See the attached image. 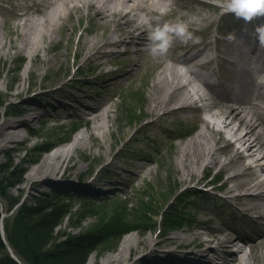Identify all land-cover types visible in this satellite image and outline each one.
<instances>
[{
    "label": "bare ground",
    "instance_id": "obj_1",
    "mask_svg": "<svg viewBox=\"0 0 264 264\" xmlns=\"http://www.w3.org/2000/svg\"><path fill=\"white\" fill-rule=\"evenodd\" d=\"M198 1L201 9L192 12V7L181 3V0H34L31 6L15 5V11L9 20L19 22L14 27L17 38L9 36V40V31H5L7 25L0 21V60L9 57L12 50H15L25 56L28 62L24 72L31 71L33 76L36 75V70L33 69L36 65L49 67L63 58L66 62L68 47L64 51L57 50L52 56L45 57L42 56V50H46L47 55L54 52L52 43L55 34L65 28V20L74 16L80 18L83 14L92 15V23L96 28H101L102 32L94 33L91 38L83 34L80 36L79 49L73 64L69 63L71 66L81 65V68L87 63L91 68L105 69L111 64L108 60L120 47H125L128 55H136V59L149 56L150 60L160 64L161 71L153 80L149 94L151 113L154 114L163 108H166L163 112L165 116L196 111L201 120V126L180 144L177 151L181 181L193 180L202 167H219L224 172L233 171L227 179V198L245 208V213L251 215L252 225L259 226L256 234L245 236L240 229L226 223L224 218L220 219L221 224L208 225L219 220L216 217L205 221L195 219L192 221L193 228L167 239L163 238L162 234L156 238L151 234L144 235L139 232L127 234L115 252L104 257L99 263L89 260L88 264H122L133 257L135 262L130 264H138L149 254L160 260L174 258L175 261H182L180 257L188 259L190 252L179 255L174 252L188 247H194L198 252L196 255L203 261L191 262L192 264H214V260L222 264H264V162H261L264 160V38L261 37L260 31L264 29V15L254 16L247 29L242 28L238 36L225 41L217 36L221 26L218 20L219 17L232 16L234 13L223 12L218 4L210 1ZM30 14L40 15L41 18L39 24L43 29L39 32L38 40L27 31L31 23ZM177 21L187 22L190 30L200 37L199 40L184 42L176 38L167 53H151L148 48V32L156 25ZM112 25L114 30L109 34ZM70 26L73 28L69 37L71 43L75 29L73 23ZM214 45H217V48L212 50ZM193 50L196 53L190 55ZM215 51L219 52V55ZM178 52L180 54H176ZM216 59L220 67L226 68V74L231 75V79L225 86L228 94L213 99L209 92L203 89L202 84L207 83L198 69L208 68ZM23 77L24 74H21L22 79ZM110 84L111 82L107 83L105 88ZM70 85V82H66L58 91L62 92L65 86ZM44 89L43 85L36 86L34 83L24 89L20 83L9 95L13 98L28 94L33 98L28 101V105L21 106V111L11 113L14 105L10 103L7 106L4 116L9 113L8 116L12 117L23 114L28 116L18 122L7 119L0 125L1 147L15 142V137L27 140L22 134V129L41 119L38 111L44 106L45 99H54V94ZM114 96V93H111L96 105L84 103L87 106L85 116L89 122V133L79 130L69 143L52 149L30 168L25 181L43 178L41 183L48 180L54 182L60 179L57 174L62 169L71 171L78 166L73 161V154L79 147L86 145V138L98 133L106 137L110 133L113 108L116 105ZM175 99L179 103L177 107L172 108L170 105ZM224 101L225 103H222ZM38 102L41 104H37ZM69 104L60 103L64 108ZM152 123L151 120L148 125ZM193 128L180 135L185 136ZM222 142L226 145H221ZM131 165L134 163L129 164ZM79 169L82 167L78 166L77 170ZM151 172L149 160L141 165L133 176L144 179ZM61 178L64 179V175ZM249 178L252 180L249 181ZM239 190L244 192L234 193ZM178 202L183 201L181 199ZM196 228L203 229L195 231ZM131 229L132 227H128L126 230ZM238 241L243 243L239 245ZM169 245H174V248L166 249Z\"/></svg>",
    "mask_w": 264,
    "mask_h": 264
},
{
    "label": "rangeland",
    "instance_id": "obj_2",
    "mask_svg": "<svg viewBox=\"0 0 264 264\" xmlns=\"http://www.w3.org/2000/svg\"><path fill=\"white\" fill-rule=\"evenodd\" d=\"M207 1L219 5L218 0ZM183 2L192 7V12L201 9L197 4L198 0H181V3ZM33 3L34 0H0V21L5 22L7 25L5 29V31H9L7 40H9V36L14 39L17 38L14 27L19 22L13 19L9 20V17L15 11V5L31 6ZM30 16L31 23L27 27V31L38 40L39 32L43 29L39 24L41 18L37 14H30ZM91 16L83 14L80 18L74 16L66 19L65 28L58 30V33L55 34L56 37L52 43V51L54 52L47 55L46 50H42V56L45 57L52 56L57 50L64 51L68 47L69 55L66 62L63 58L55 61L49 67L36 65L33 68L36 70V75L33 76L31 71L24 72L28 62L25 56L18 54L15 50H12L9 57L0 60V125L7 119L18 122L28 116L23 114L19 117H12L8 116L10 113L4 116L10 103L14 105L11 111V113H14L18 110L21 111V106L28 105V101L33 98L32 95L28 94L10 98L9 95L14 92L20 83L24 89L33 86V83L36 86L43 85L44 90L54 94V99H45L44 106L39 109L38 114L41 115V119L28 124L26 128L22 129V134L27 137V140L15 137V142L3 145V147L0 143V164L10 160L12 164L23 171L19 184L11 190L12 194L15 197L23 196V200L30 203L42 193L57 191L59 197L70 201V205L73 207L79 206L84 200H91V203L97 206L94 212L99 214H92L93 216L88 217L80 228L75 229L70 228V222L66 220L60 230L71 234H82L90 231L107 211L119 208L124 210L126 203L128 204L126 208L128 217L125 218L133 223L134 220L136 221V214L140 209H143L141 204L144 202L150 204L151 209L155 212L163 208V211L166 210L184 219L179 226L167 228L160 217L151 215L152 219L147 221V226L122 232L118 239L107 241L104 247L89 257L86 264L89 260H95L99 263L104 257L115 252L127 234H151L155 238L157 235L162 234V237L167 239L183 230L193 228L194 222L192 221H195V219L205 221L209 218L215 219L218 217L219 220H216L212 225L208 224L215 226L221 224L220 219L224 218L226 223L235 224L232 227L237 225L245 236L256 234L252 232L256 226H252L250 219L247 221L244 219L245 208L236 205L233 200L227 198L226 190L224 192L212 191V193L202 191L203 193H200L201 190L197 189L198 182L206 183L215 179L216 182H220L216 183V188L224 185L226 189L229 186L227 179L233 174V171L224 172L219 167H202L193 180L189 182L181 181V167L177 164V151L181 146L180 144L189 139L201 126V120L197 117L196 111L193 113L178 112L165 116L163 112L166 108H163L154 114L151 113L149 94L153 80L161 71L160 64L150 60L151 57L149 56L139 58V63V59L135 58L136 55H128L126 48L120 47L108 60L111 64L105 69L97 70L88 66L87 63L81 68H79L81 65H76V67L70 65L76 59L80 36L83 34L91 38L94 33L102 32L101 28H96V25L92 23ZM241 19L235 14L219 17L218 23L221 26L220 33H217V36L225 41L234 39L242 31L236 30L239 29V25L242 23ZM71 23H73L75 30L70 43L69 37L73 31L70 26ZM113 30L114 25L109 28V34H112ZM216 48L217 45H214L212 50ZM194 53H196L195 50L189 54ZM176 54H180V52ZM21 74H24L23 79ZM230 79L231 75L229 74L228 78L225 76L221 78L223 82H226L225 84L230 83ZM66 82H70L71 85L65 86L62 92L58 91ZM110 82L111 84L106 89L105 85ZM111 93L115 95L113 99L116 105L113 108L110 133L103 137L97 132L96 136L86 138V145L79 147L73 154V161L82 169L77 170L78 166L72 168L71 171L62 169L57 174L60 175L58 177L60 179L54 182L48 180L41 183L40 180L43 178H34L26 182L25 177L30 168L37 164L43 156L49 154L55 147L69 143L79 130H84L86 134L89 133V122L86 120V112H84L87 110L82 106L83 103L90 102V104L96 105L108 98ZM63 97L66 98L64 102L73 104L75 108L74 115L66 117L63 109L57 110V107L63 102L61 101V99H64ZM178 103L175 99L170 107H177ZM222 103H225V101ZM37 104H41V102ZM151 120L153 123L148 125ZM192 128L193 130L185 136L180 135L185 130H191ZM221 145H226V143L222 142ZM43 147H46V150ZM242 151L243 148L240 152ZM149 160L152 169L150 175H147L144 179L135 178L133 174ZM261 162L263 163L264 160ZM130 163H134V165L129 166ZM62 175H64V179L61 178ZM54 177L52 178L54 179ZM251 180L249 178V181ZM177 188H179L177 194L169 197V193ZM243 192L239 190L234 193L240 194ZM181 193L184 196L177 198ZM181 199L183 202L179 203L178 201H181ZM0 202L4 213H6L7 202L1 199ZM105 205L108 206L106 211L104 207H101ZM106 215L109 217L110 214ZM200 229L203 228H196L195 231ZM245 229H247V233H245ZM256 230L259 231V226L256 227ZM237 244L240 245V242L238 241ZM169 248H174V245H169L166 249ZM178 251L174 252L178 253L175 255L190 252L189 258L186 259V257L181 256L182 261H175L174 258L160 260L157 259L158 257L149 254L138 264H192L191 262H203L196 255L198 252L194 247L183 248ZM220 253L223 254L222 251ZM140 254L143 255L144 253ZM132 259L126 260L122 264L135 262ZM214 264L222 263L214 260Z\"/></svg>",
    "mask_w": 264,
    "mask_h": 264
},
{
    "label": "trees",
    "instance_id": "obj_3",
    "mask_svg": "<svg viewBox=\"0 0 264 264\" xmlns=\"http://www.w3.org/2000/svg\"><path fill=\"white\" fill-rule=\"evenodd\" d=\"M43 149L46 150V147ZM22 172L10 160L0 164V199L7 202V216L3 220L4 237L1 229L4 211L0 202V264H19L10 255L9 248L22 264H86L89 257L104 247L107 241L118 239L120 233L130 231L126 230L128 227L133 230L147 226L151 215L160 217L167 228H175L184 220L163 211V208L155 212L150 204L144 202L141 205L145 210L140 209L133 223L125 218L128 217L126 203L124 210L107 211L90 231L67 233L60 230L66 220H69L70 228H80L92 214H99L94 212L97 206L91 200H84L73 207L70 201L60 198L55 191L42 193L30 203L23 200V196L15 197L11 190L19 184ZM178 189H173L169 197L176 195ZM101 207L105 211L108 208L107 205ZM106 214H110L109 217Z\"/></svg>",
    "mask_w": 264,
    "mask_h": 264
},
{
    "label": "clouds",
    "instance_id": "obj_4",
    "mask_svg": "<svg viewBox=\"0 0 264 264\" xmlns=\"http://www.w3.org/2000/svg\"><path fill=\"white\" fill-rule=\"evenodd\" d=\"M219 7L223 12L234 13L235 16L245 20L264 15V0H219ZM260 31L261 37L264 38V29ZM176 38L184 42L199 40V37L190 30L187 22H165L162 25H156L148 32V48L153 54L163 55L167 53Z\"/></svg>",
    "mask_w": 264,
    "mask_h": 264
},
{
    "label": "water",
    "instance_id": "obj_5",
    "mask_svg": "<svg viewBox=\"0 0 264 264\" xmlns=\"http://www.w3.org/2000/svg\"><path fill=\"white\" fill-rule=\"evenodd\" d=\"M3 228V227H2ZM3 233H4V231H3ZM11 252V256L19 263V264H22L19 260H18V258L13 254V252L12 251H10Z\"/></svg>",
    "mask_w": 264,
    "mask_h": 264
}]
</instances>
